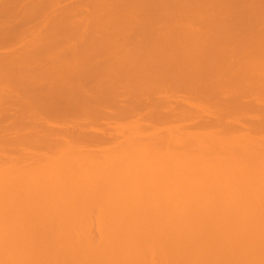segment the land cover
Wrapping results in <instances>:
<instances>
[{
    "label": "bare ground",
    "instance_id": "6f19581e",
    "mask_svg": "<svg viewBox=\"0 0 264 264\" xmlns=\"http://www.w3.org/2000/svg\"><path fill=\"white\" fill-rule=\"evenodd\" d=\"M75 1L61 8L58 0H27L24 5L22 0H0V21L2 16L10 21L12 14L16 30L23 29L14 33L12 19L10 26L3 19L0 23L12 31L0 30L4 47L9 42L3 39L24 43L30 31L36 28L37 33L35 25L48 23L45 36L34 38L33 31L35 40L28 46L19 50L20 42L13 48L17 53L5 51L7 59L0 55V72L6 69L0 74V108L33 107V120L25 119L36 127L26 132L29 123L17 114L21 120L16 117L12 128L10 124V135H0V264H264V27L257 28L264 19V0ZM52 4L57 8L50 10ZM30 20L34 26L26 24ZM21 21L24 28L17 27ZM79 31L91 38L81 36L83 44L73 48ZM59 32L67 38L66 49L61 46L66 52L58 50L63 41ZM101 52L106 58L116 54L104 60ZM35 84L42 85L40 96ZM179 89L192 96L181 99ZM170 92L178 98L176 103L171 97L177 109L183 107L178 114L175 104L165 100ZM143 96L159 101L150 100L151 107L149 100L141 103ZM105 104L117 108L108 105L112 112L107 119ZM37 105L49 112L74 108L75 119L93 115L90 124L98 119L109 123L112 117L110 125L130 114L131 124L134 109L143 107L148 116L146 120L141 110L143 120L151 123L143 129L151 133H141L137 110V124L123 120L117 127L109 125L124 134L123 142L115 137L118 146L101 149L91 137L100 146L98 152L91 143L97 151L90 152L91 139L83 132L88 126L80 124L85 123L75 124L73 118L66 125L77 128L70 131L62 123L74 115L63 112L62 128L60 116L54 118L57 126L50 125L54 120ZM192 115L208 120L201 123ZM1 116L2 121L8 118ZM40 117L50 124L38 128ZM189 118L204 130L193 128L197 126ZM188 120L193 130L180 124ZM5 128L0 126V134ZM57 132L61 137L53 140ZM40 147L45 153L30 161L26 153L34 159L40 153L29 151Z\"/></svg>",
    "mask_w": 264,
    "mask_h": 264
},
{
    "label": "rangeland",
    "instance_id": "374dc122",
    "mask_svg": "<svg viewBox=\"0 0 264 264\" xmlns=\"http://www.w3.org/2000/svg\"><path fill=\"white\" fill-rule=\"evenodd\" d=\"M20 1H21V0H20ZM25 1L27 2V0H25ZM59 1H60V2H59ZM26 2H25V3H26ZM28 2H30V0H28ZM72 2L74 3V2H76V1H75V0H58L57 7H61V8H62L63 6L66 7L67 5H68V6H69V5H72ZM22 3H23V5L25 4L23 0H22ZM56 3H57V2H56ZM59 3H60V4H59ZM26 4H29V3H26ZM52 7H53V9H51ZM57 7H56V4H55V5L52 4V5L50 6L49 9H50V10H54V8H57ZM81 7H82V6H81ZM83 7H85V6H83ZM231 7H232V8H231ZM234 7H236V4L234 5ZM234 7H233V6H229V8H231L232 10H235V9H236L237 7H239V6H237L236 8H234ZM0 8H2V7H0ZM49 9H48V12H50ZM81 9H82V8H81ZM83 9H84V11H85V8H83ZM231 9H230V10H231ZM230 10H229V11H228V10H225V12L228 11V12H227V13H228V16H229L230 14L233 15V13H232L233 11L231 12ZM0 11H1V10H0ZM225 12H224L225 15L222 13V15H224V17L222 16L224 19H225L226 17H228L227 14H226ZM229 12H230V14H229ZM10 16H12V14H11ZM10 16H9V17L7 16V18L11 21L12 18H11ZM80 16H81V14H80ZM12 17H14V16H12ZM17 17H20V16H17ZM17 17L14 18L15 20L17 19L16 21H18V18H17ZM1 18H2L1 21H2L3 19H5V21H7L6 23H7V24L9 23V26L11 25V23H12V25H13V19H12V22L10 23V21L6 20V17H3V16H2ZM80 18H81V17H80ZM262 18H263V17L260 18V19L262 20L261 22L264 23V21H263L264 19H262ZM15 20H14V23L16 22ZM76 20H77V18H76ZM76 20H73V22L76 21ZM258 20H259V18H258ZM1 21H0V22H1ZM48 21H49V20H48ZM3 22H4V21H3ZM3 22L0 23V25L3 26L2 28H0V30L3 29V28H6V27L8 26L7 24H6L7 26H6L5 24H3ZM41 22L43 23V21H41ZM77 22H78V21H77ZM81 22H83V21H81ZM257 22L259 23V24H258L259 27L256 25L257 28H259V29L262 28V27H260V26H263V27H264V24L261 23L260 20L257 21ZM17 23H18V22H16V25H17ZM30 23L32 24L31 20L29 21V23L27 22L26 24H30ZM42 23L39 24V26H38V24L35 25V26L38 27V28L40 27V28L38 29L37 33H36V31H34V29H36V28L32 27L33 24L29 26V25H25V23H24V26H29V28L31 27V29L34 28L33 31H34V33H36V35H37V36L35 35L34 38H35V37L38 38V37L41 35V33H43L44 36H45L46 33H47V29L45 28L46 26L44 25L45 23H47V20L44 21V24H42ZM49 23H50V22H49ZM260 23H261V24H260ZM18 24H20V23H18ZM47 24H48V23H47ZM47 24H46V25H47ZM50 24H51V23H50ZM72 24H74V23H72ZM159 24H161V23H159ZM162 24H163V23H162ZM162 24H161V25H162ZM255 24H257V23H255ZM255 24H254V25H255ZM262 24H263V25H262ZM14 25H15V24H14ZM14 25H13V26H14ZM42 25H43V26H42ZM68 25H69V24H68ZM161 25H160V26H161ZM245 25H246V23H245ZM247 25H249V23H247ZM13 26H10V27H12L14 33L19 31L18 28H21V27L24 28L23 25H22V21H21V25H18V26H17V27H18V28H17L18 30H16V26H14V27H13ZM19 26H20V27H19ZM33 26H34V25H33ZM44 26H45V27H44ZM256 26H254L255 29H256ZM47 27H49V26L47 25ZM68 27H69V26H68ZM110 27H111V26H110ZM246 27H247V26H245V28H246ZM248 27H249V26H248ZM7 28H8V29H7V31H8V30H9V27H7ZM14 28H15V30H14ZM25 28H26V30H28L27 27H25ZM44 28L46 29V31H45ZM49 28H50V27H49ZM49 28H48V29H49ZM62 29H64V28H62ZM62 29H61V30H62ZM65 29H67V28H65ZM68 29H69V28H68ZM246 29H247V28H246ZM262 29H263V28H262ZM262 29H261L260 31H262ZM26 30H24V31H26ZM36 30H37V29H36ZM41 30H44V31L42 32ZM57 30H58V29H57ZM57 30H56V32H57ZM243 30H245V29H243ZM256 30H258V29H256ZM5 31H6V30H5ZM5 31H4V33H5ZM9 31H11V30H9ZM20 31H23V29L20 30ZM20 31H19V32H20ZM29 31H30V29H29ZM33 31H30V33H29L30 35H29L27 32H25V33L28 34L27 36H29L28 38H27V36H25V39H24V41H25L24 43H25V44L22 42V41H23V40H22V39H23L22 37H24V36L19 37V38H22V39H20V40H22V41H19V43L21 42V43H23L24 45L21 44V43H20V44H19V43L14 44L13 41L15 42L16 38H13V39H8V38H7V39H3V41H4V40H5V41L8 40V41H7V42H9L8 44L5 43V42H4V43H5L6 45H9L8 47L11 46V47H12V48H11L12 51H11L10 48H7L6 45H5V47H4V45L2 44L3 42H2V43L0 44V47H2V46H3V47L0 48V50L2 49V51H0V55H1V54H2V55H5L4 57L6 58L7 56H6V54H4L5 51H7V50L9 51V50H10L9 52H11V53H13V52L17 53L16 50L18 49L19 46H20V49H19V50L23 49V48L25 47V45L28 46L27 43H29V42H33L32 39H34V38L31 36V33H32ZM48 31H49V30H48ZM90 31H91V30H90ZM90 31H88V33H89ZM258 31H259V30H258ZM2 32H3V31H2ZM2 32H1V33H2ZM11 32H12V31H11ZM44 32H46V33H44ZM56 32H55V33H56ZM61 32H64L63 34L66 35V31H65V30H63V31H61ZM61 32H59L60 34H58V35H59L58 39H60ZM68 32H69V30H68ZM68 32H67V33H68ZM80 32H83V31H79V33H77V34L74 36V37H75L74 39H76V41H77V42L74 41L75 44L70 45V44H72V41L70 42V44L68 43V44H69L70 46H72L73 48H74V46H76V45H77V46H80L78 43L83 44V37H84V35H85L87 32H84L85 34H84V33H81V34H84V35H79ZM91 32H92V31H91ZM1 33H0V34H1ZM6 33H7V32H6ZM34 33H32V34L34 35ZM57 33H58V32H57ZM57 33H56V34H57ZM22 34H23V33L21 32V35H22ZM38 34H39V35H38ZM43 34H42V35H43ZM89 34H90V33H89ZM89 34H88V35H89ZM23 35H24V34H23ZM42 35H41V36H42ZM54 35H55V34H54ZM58 35H56L55 37H57ZM77 35H79L80 37L83 36V37H81L82 40L80 39V37H79V39L76 38ZM88 35L86 34V36H85V38H84L85 41H89V40H86V38H87V39H90V38H91V37L88 36ZM90 35H91V34H90ZM41 36H40V37H41ZM61 36H63V37H61V39H62L63 41H60V42H59V40L57 39V41L59 42V44H57L59 47L56 46V47H58V50H62V49H61L62 47L65 48L66 45H64V44L67 43V42H65V41L67 40V38H66L64 35H61ZM2 37H3V36H1V39H2ZM117 37H118V36H117ZM11 38H12V37H11ZM19 38H18V39H19ZM29 38H30V39H29ZM63 38H64V39H63ZM1 39H0V41H1ZM14 39H15V40H14ZM54 39H56V38H54ZM61 39H60V40H61ZM74 39H73V40H74ZM10 40H12V42H11ZM29 40H30V41H29ZM34 40H35V39H34ZM79 40H81L82 43H81V41H79ZM27 41H28V42H27ZM78 41H79V42H78ZM17 42H18V40H17ZM61 42H64V43H63L64 46L60 44ZM12 43H13V46H12ZM85 43H86V42H85ZM17 44H19V46H18ZM68 44H67V45H68ZM1 45H2V46H1ZM14 45H16V47H17V46H18V47L16 48ZM21 45H22L23 47H21ZM123 45H124V44H123ZM61 46H62V47H61ZM126 46H127V45H126ZM67 47H68V46H67ZM122 47H123V46H122ZM3 48H4V49H3ZM13 48H15L16 50H14ZM26 48H27V47H26ZM59 48H60V49H59ZM68 48H69V47H68ZM56 49H57V48H56ZM65 49H66V48H65ZM65 49H63V50H65ZM63 50H62V51H63ZM66 51H68V50H65V52H66ZM9 52H8V56H9ZM103 52H104V51H103ZM105 52H106V51H105ZM107 52H108V51H107ZM101 53H102V52H101ZM108 53H109V52H108ZM108 53H106V55H107ZM243 53H244V52H243ZM243 53L241 54V52H240V54H241L242 56L244 55ZM112 54L115 55L116 53L114 52V53H112ZM112 54H110V55H112ZM14 55H16V54H14ZM99 55H100V54H99ZM104 55H105V53H104ZM104 55H103V53H102V56H103V57H102L101 55H100V57H101V58H104V57L106 58V56H104ZM110 55H109V56L107 55L108 57H107L106 59H104V60H108V58H110ZM77 56H78V55H77ZM232 56H233V52H232ZM237 56H238V54H237ZM78 57H79V56H78ZM111 57H112V56H111ZM239 57H240V56H239ZM2 58H3V57H2ZM2 58H1L0 60H3V59H4V58H3V59H2ZM9 58H10V59H9ZM9 58H8V59H9V63H10V62L13 63V62H14V60H12L13 56L10 55ZM31 58H32V57H31ZM101 58H99V59H101ZM6 59H7V58H6ZM231 59H232V58H231ZM10 60H11V61H10ZM229 60H230V59H229ZM98 61H100V60H98ZM0 62H1V61H0ZM32 62H33V61H32ZM32 62H31V64H33ZM43 62H45V59L43 60ZM100 62H102V61H100ZM103 62H104V61H103ZM230 62H231V61H230ZM34 63H35V62H34ZM37 63H38V60H37ZM228 63H229V62H228ZM1 64H2V63H1ZM1 64H0V65H1ZM35 64H36V63H35ZM2 66H3V65H2ZM10 66H11V64H10ZM8 67H9V66H8ZM1 68H2V67H1ZM235 68H236V67H235ZM2 69H5V68H2ZM0 70H1V69H0ZM2 71L5 72L6 69H5V71H4V70H2ZM2 71L0 72V74L2 73ZM235 71H236V69H235ZM3 75H4V74H3ZM0 76H1V75H0ZM76 80H77V79H76ZM90 83H91V82H89V84H90ZM41 84H42V83H41ZM41 84H40V85H39V84H35V86H37V85L40 86V88H38V86H37V89H38V90L35 89L36 91H38V93L35 91L37 94H39V90H40V89L42 90V88H41L42 85H41ZM87 86L90 87L91 85H88V84H87ZM198 86H199V85H198ZM198 86H197V87H198ZM89 87H88V88H89ZM35 88H36V87H35ZM85 88H86V87H85ZM88 88H87V89H88ZM199 88H200V87H199ZM201 89H203V88H201ZM41 90H40V93H42ZM179 90H181V89H179ZM166 91H167V90H166ZM170 91H171V90H170ZM172 91H173V93L175 92L174 90H172ZM172 91H171V92H172ZM185 91H186V90H185ZM187 91H188V90H187ZM197 91L200 92V89L197 90ZM168 92H169V90H168ZM171 92L168 93V94H166V95H168V96H169V94H170L169 97L166 96V95L164 94V96L168 97V99H166L165 97H164V98H165L166 101L171 102V104H175V102H176V98H177V97L174 96V98H173V95H174V94L171 96V94H172ZM202 92H203V91H202ZM181 93L184 94V95H182ZM189 93H190V91H188V94H187V92H184V91L182 92V90H181L180 93H178V94H181V97H182L181 99H185V100H186V98H188V97L190 96ZM42 94H43V93H42ZM175 94H176V93H175ZM178 94H177V96H180V95H178ZM203 94H204V93H203ZM124 95L126 96V94H124ZM124 95L121 94V96H124ZM186 95H187V96H186ZM39 96H40V94H39ZM41 96H42V95H41ZM121 96L118 98V100H120ZM125 96L123 97V99H125ZM185 96H186V97H185ZM191 96H192V95H191ZM191 96H190V97H191ZM126 97H127L126 101H128V96H126ZM153 97H154V96H153ZM156 97H158V96L156 95ZM156 97H154V98H149V97H144V96H143V98H142V100H141V103L143 102V103H145V104H149V101H150V100H154V102L157 103V101H159V100H158L159 98H156ZM159 97H162V96H159ZM171 97H172L173 99H175V102L171 99ZM175 97H176V98H175ZM184 97H185V98H184ZM202 97H203V96H202ZM145 98H147V99H145ZM164 98H163V99H164ZM123 99H122V100H123ZM155 99H157V101H156ZM177 99H178V98H177ZM122 100H120V101L122 102ZM146 100H149V101H147L148 103L145 102ZM56 101H57V100H55L54 102H56ZM120 101H118V102H120ZM172 101H173V102H172ZM176 103H177V102H176ZM43 104H44V103H43ZM118 104H119V106L122 105V104L125 105V100L123 101L122 104H121V103H117V105H115V106L119 109ZM171 104H170V105H171ZM15 105H16V104H15ZM18 105H19V104H18ZM18 105H16L15 107H16V109H20L21 111H19V110H17V111H16V110H13V109H15L14 105H13V108H12V106H11L12 109H10V106H9V108L4 109V111H3L2 108H0V113H1V115H4V116H6V117L8 116V118H10V120H9L8 118L6 119V120H8V121H6V120L4 119L6 123L4 122V124H3V121H4V120L2 121V118H1L2 116L0 115V116H1V117H0V118H1V119H0V123H1L0 126H3V127H6V128H7V129H6V128H5V129H2L3 131L1 130V134H0V135H6V136H7V135H8V136L10 135V133L12 132V131H10V130H11L10 128L8 129V127L10 126V124H11L10 127L12 128V126L14 125V119H16V117H17V119H18L19 121L21 120L20 117L17 116V114H19V115L21 116V118H22V116H24V120H22V121H24V123H26V124L29 123V120H27L28 122H26L25 117L28 116V117H30V119L33 120V117L31 118V116H32L33 114L31 115V113H32L33 111L35 112V109H34L33 107H31L32 110H33V109H34V110L32 111V110L30 109V111H29V110H26L27 108H25V110H26V113H25V112H24L25 110L23 109V107H22V109L20 108L22 105H20V107H17ZM105 105H107V104H105ZM108 105H109V104H108ZM108 105H107V107H108ZM150 105H151V107H152V105H154V104H153V101H152V102L150 101ZM30 106H31V105H30ZM37 106H39V105H37ZM37 106H36V108H37ZM40 106L43 107V109L45 110V111H44L45 113L43 112V113H44V116H46L45 114H49V115H48V116H49L48 118L51 117L50 120H51V119L54 120V118H55V120H57V119H59V116H60V119L57 120L58 123H59L60 120L63 121V119H61L62 116L66 115L65 117H68L70 114H72V116L75 114V113H74V110H73L74 108L71 109V111H66V110H65V111L67 112V113H66V112H64V110L62 109V107H58V108H59L58 111H57V109H58V108H57L56 110L53 109V110H51V112H49V111H47L48 109H47V108L45 109V107H44L43 105H40ZM40 106H39V107H40ZM97 106H98V105H97ZM115 106H114V107H115ZM173 106H174V105H172V107H173ZM182 106H184V105H182ZM185 106H186V107H189L187 104H186ZM185 106H184V107H185ZM41 107H40V109H41ZM101 107H103V105L100 106V107H98V109H99V108L102 109ZM109 107H112V108H113L112 105H109ZM109 107L107 108L108 110L106 111V113H105L106 106L103 108L104 111H101V110H100L101 112H104V113H105V117H104L105 119H107V118H106V114H107V117H108V115H109V117H110V115H111L110 112H109L110 114L108 113V111L111 109V108H109ZM122 107H123V105L121 106V108H122ZM180 107H181V106L178 107V109H179V110H178V109H177V105L175 104V107H173V108H174V109H177V110H174L173 112H174V113L177 112V114H178V111H181V110H180L181 108L183 109V107H181V108H180ZM60 108H61V109H60ZM117 108H113L112 110H114V109L117 110ZM121 108H120L119 110H121ZM144 108L146 109L147 107H144ZM154 108H155V107H154ZM28 109H29V108H28ZM43 109H42V110H43ZM96 109H97V107H96ZM139 109H140V110L137 109V110L139 111L138 113H137V110L134 109V111L136 110V111H135V114L137 113L138 116L140 115V116H139L140 119L143 120V115H142V114L144 113L143 111H145V110L143 109V107H141V108L139 107ZM263 109H264V108H263ZM6 110H7V111L10 110V111H9V114H4ZM37 110H39V109H37ZM72 110H73V113H74V114L72 113ZM112 110H110V111L112 112ZM141 110H142L143 113L141 112ZM146 110H148V109H146ZM1 111L3 112V114H2ZM22 111L26 114V116L23 115L24 113H23ZM28 111L30 112V115H29V112H28ZM46 111H47V112H46ZM52 111H53V112H52ZM56 111H57V112L60 111V112L57 113ZM114 111H115V110H114ZM114 111H113V112H114ZM134 111L132 112V116H134V117L131 116L132 118L130 119V123H131V124H132V120H133L134 123H136L135 121L138 122V121L140 120L139 117L137 116V114H136V115L134 114ZM148 111H149V110H148ZM148 111H147V114H148ZM10 112H11V114H10ZM27 112H28V113H27ZM48 112H49V113H48ZM63 112L66 113V114L63 115ZM115 112H116V111H115ZM115 112H114V113H115ZM6 113H8V112H6ZM20 113H23V114L21 115ZM43 113H42V115H41V114H39V115H41V117H42V116H43ZM53 113H55V115H53ZM56 113H57V115H56ZM69 113H70V114H69ZM114 113H113V114H114ZM27 114H28V115H27ZM51 114H52V115H51ZM59 114H60V115H59ZM61 114H62V115H61ZM67 114H68V115H67ZM250 114H251V113H250ZM253 114L256 116L255 112H254V113L252 112V115H249V114H248V115H249L250 118L253 116V117H252V119H253V118H255ZM10 115H11V116H10ZM75 115H77V114H75ZM75 115H74L72 118H70V119L67 118L68 121H66V120L64 119V120L66 121L65 124L62 123V125L67 126L68 129H69L70 131L73 130V128H74V129L77 128V127H76L77 125H75V127L72 126V128H69L70 125H73V124H70L69 126L66 125V124H68L67 122H69V121H70V122H73V121H74L73 118L75 117ZM130 115H131V114H130ZM130 115H128V118H129ZM145 115H146V111H145V113H144V117H145ZM4 116H3V118H4ZM37 116H38V115H37ZM54 116H55V117H54ZM192 116L195 117L196 115H195V116L192 115ZM192 116H191V117H192ZM6 117H5V118H6ZM38 117H39V116H38ZM38 117H37L36 119H38ZM41 117H40V119H39V120H40V123H41V124L44 123V124H43V126H41L40 123H39V125H38V122H37V121H39V120H36L35 123H36V126L38 125V126H37L38 128L44 127V125H48L47 123H49V120H48V119H47L48 122L45 123V122H46V118L43 117V118L45 119V120H44V119L41 118ZM65 117H64V118H65ZM69 117H70V116H69ZM76 117H77V116H76ZM80 117H81V116H80ZM80 117L78 116V118H80ZM82 117H83V118H82ZM82 117H81L80 119H78V118L75 119V118H74V119L76 120L77 123H76L75 121H74L73 123L78 124V125H79L78 121L85 123V124L80 123L82 126L84 125L83 129L86 128V125L88 126V128H86V129H88V130H87L88 135H87L86 130L83 131V132H84V135H85L86 137L88 136V138L90 137V139H91V137H92V138L94 137V139L99 140L100 143H101L100 145L103 146V147H101L100 145H98V146H100L101 149H102V148L105 149V147H106V148H109V149H110L111 147H112V148H113V147L115 148V145H117V143H118L119 141H120V143H121V141L123 142V140H124V138H125L124 134H122L123 136L121 135V136H122V137H121V136H120L121 132H120V134H119V133L116 131V129H115V128L117 127V124H115L117 121H116V120L113 121L112 124L110 125V119L113 120L114 118H113V119H112V117H111L110 119L108 118V119H109V123H108L107 121H105L104 118H101V120L104 119L105 123H103V122H104L103 120H102V122H100L99 119H98L97 121H98L99 123H102V124L97 123V121H96V123L94 122L95 124H94V123H93V124H90V122H93V121L95 120V119H94V120H91V117H92V119L94 118L93 115L90 116V114H88V115H86L85 117H84V116H82ZM86 117L90 118V119H89L90 121H89L88 118H86ZM146 117H148V116L146 115ZM146 117H145V118H146ZM189 117H190V116H189ZM199 117H201L202 119L199 118ZM62 118H63V117H62ZM84 118H85L87 121H86ZM128 118L125 117V118L123 119L124 121L121 120V121H118V122H122V121L125 122V121H126V122L128 123V125L131 126V124H129V122H128V120H129ZM187 118H188V117H186V120H187ZM197 118H198V121L200 120V122L202 123L203 119H205V118H207V117H204V116H202V115H200V116L198 115V116H196V120H197ZM22 119H23V118H22ZM27 119H28V118H27ZM77 119H78V120H77ZM180 119H181V117H180ZM183 119H184V118H183ZM183 119H181V120L183 121ZM224 119H225V118H224ZM231 119H232V118H231ZM231 119H227V118H226L227 121H229V120H231ZM242 119H243V118H242ZM32 120H30V122H31ZM53 120H51V122H52ZM55 120H54V123H55ZM83 120H84L85 122H84ZM142 120L139 121V123L142 122V125H143L144 123L146 124V122H147V123L149 122V118H148V121H146L147 118H146V120L144 119L143 121H145V122H143ZM189 120H191V119L189 118ZM189 120L186 121V122H185V121H184V122H180V124H185V123H186L187 125H190L189 128L192 129L191 125L194 124L193 126H195V125H196V124H195L196 122H197V125H199L198 123H200V122H198V121H195L194 118H192V120H191L192 122H194L193 124H192V122L189 121ZM193 120H194V121H193ZM205 120H206V119H205ZM207 120H208V119H207ZM207 120H206V121H207ZM209 120H210V119H209ZM246 120H247V119H246ZM246 120H245V121H246ZM15 121L18 123L17 120H15ZM41 121H42V122H41ZM43 121H44V122H43ZM61 121H60V122H61ZM150 121H151V120H150ZM174 121H175V120H174ZM179 121H180V120H178V122H179ZM240 121H241V120H240ZM243 121H244V120H243ZM243 121H242V122H243ZM11 122H12V123H11ZM16 122H15V123H16ZM32 122H33V121H32ZM57 122H56L55 124H54V123H53V124H50V123H49V124H50V125L57 126ZM70 122H69V123H70ZM87 122H88L89 124H87ZM118 122H117V123H118ZM126 122H125V123H126ZM172 122H173V121H172ZM175 122H176V121H175ZM178 122H177V124L179 125ZM190 122H191V123H190ZM224 122H225V121H224ZM229 122H230V121H229ZM24 123L20 122V123H18V124L21 125L22 127H24ZM106 123H107L108 125H107ZM127 123H126V125H127ZM149 123H150V122H149ZM226 123H228V122H226ZM231 123H232V120H231ZM245 123L247 124V121H246ZM245 123H244V125H245ZM12 124H13V125H12ZM22 124H23V125H22ZM59 124H60V123H59ZM96 124H97V125H96ZM104 124H105V125H104ZM136 124H137V123H136ZM140 124H141V123H140ZM140 124H139V125H140ZM150 124H151V123H150ZM167 124H168V123H165L166 126H164V123H163V124H162V127H163V126H164V128H165V127H168ZM173 124H174V123H172V124L169 123L170 126H171V125L174 126ZM238 124H241V122L238 123ZM29 125H31V126L29 127ZM50 125H49V126H50ZM62 125L60 124V125H58V126H60V127L62 128ZM90 125H92V128H91ZM94 125L97 126L96 129H95L96 126H94ZM98 125H100L99 127H101V126L103 125L104 127H107V128H103V127L99 128ZM106 125H107V126H106ZM109 125H110V126H112V125H113V126H116V127L113 128V129H115V130H109V129H111V128L113 127V126L110 127ZM139 125H138V126H139ZM142 125H140V126H141L142 129H143V127H145V126H146V128H147V125H148V124L143 125V126H142ZM197 125H196V126H197ZM242 125H243V124H242ZM244 125H243V126H244ZM27 126H28V127H27ZM27 126L25 125V128H26V129L23 128L25 131H26V130H28V131H33L31 128H33V129L36 128V127L34 126V123H33V124H32V123H29V124H27ZM32 126H33V127H32ZM39 126H40V127H39ZM181 126H183V125H181ZM181 126H180V127H181ZM184 126H185V127H188V126H186V125H184ZM184 126H183V127H184ZM201 126H202V124H201L200 127H199V128H201V129H203V128L205 127L204 125H203V126H204L203 128H202ZM51 127H53V126H51ZM63 127H64V126H63ZM78 127H80V126H78ZM93 127H94V128H93ZM214 127H215V126H214ZM217 127H218V125H217ZM239 127H240V126H239ZM245 127H247V126L245 125ZM248 127H250V126H248ZM18 128L21 129L20 127H18ZM29 128H30L31 130H30ZM54 128H55V127H54ZM102 128H103V130H101ZM108 128H109V129H108ZM146 128L143 129V132L141 131V133H143V134L146 133V135H147V133L151 131V130L146 129ZM148 128H149V127H148ZM193 128H198V126H197V127H193ZM199 128H198V129H199ZM207 128H209V127H207ZM207 128H206V129H207ZM97 129H98V130H97ZM104 129H106L107 132H106V130L104 131ZM142 129H141V130H142ZM151 129H152V128H151ZM201 129H200V130H201ZM242 129H243V127H242ZM245 129H247V128H245ZM249 129H250V128H249ZM4 130H6V131L4 132ZM13 130H14V129H13ZM21 130H22V129H21ZM99 130H101V131L99 132ZM108 130H109V132L112 131V132H111L112 134L110 133V135H107ZM145 130H146V132H145ZM148 130H149V131H148ZM192 130H193V129H192ZM203 130H204V129H203ZM208 130H209V129H208ZM208 130H207V131H208ZM250 130H251V129H250ZM8 131H9L10 133H7ZM93 131H94V132H93ZM97 131H98V134L96 133ZM113 131H114V132L116 131L117 134H119V135L117 136V134L114 133ZM197 131H198V130H197ZM205 131H206V130H205ZM205 131H203V132H205ZM207 131H206V132H207ZM243 131H245V130L243 129ZM248 131H249V130H248ZM26 132H27V131H26ZM85 132H86V134H85ZM92 132L95 133V135H98V136H96L97 138H95V136H93V133H92ZM190 132H192V131H190ZM199 132H200V131H199ZM209 132H210V131H209ZM250 132H251V131H250ZM99 133H102L105 137H104L102 134H99ZM113 133H114V134H113ZM150 133H151V132H150ZM195 133H196V132H195ZM263 133H264V132H263ZM52 134H53V133H51V135H52ZM57 134L59 135L60 132H59V133L57 132L56 135H57ZM90 134H92V135H90ZM105 134H106V135H105ZM108 134H109V133H108ZM143 134H142V135L140 134V135L143 136ZM261 134H262V132H261ZM51 135H50V138H52ZM58 135L55 137V133H54L53 136H54V138H56V139H54V138H52V139H53V140H59V139H57V137H61V136H60V135L58 136ZM100 135H102V136H101L102 138H100ZM111 135H112V136H111ZM113 135H115V136L113 137ZM125 135H126V133H125ZM146 135H144V136H146ZM263 135H264V134H263ZM107 136L110 137L111 140H110V138L108 139ZM115 137H118V138H120L121 140L119 139V141H118V138H115ZM112 138H113L114 140H112ZM90 139H88V140H90ZM100 139H101V140H100ZM104 139H105V140H104ZM116 140H117V141H116ZM104 141H105V142L107 141L106 144H105ZM108 141H109V143H110L111 145L108 144ZM110 141H112V142L115 141L116 143H115V142L112 143V142H110ZM89 142H90V143H89ZM89 142H88V143H89V146L87 145V148H89V149L92 148V149H91L92 151H90V150H89V151H90V152H96V151L98 150V152H99V147L97 146V144H99V142L96 141V142H97V144H96L95 141H93V139H91V141H89ZM93 142H94L95 147L97 146V148H98L97 150H94V145H93V147H91V146H92L91 143L93 144ZM102 142H103V143H102ZM113 144H114V145H113ZM118 144H119V143H118ZM90 145H91V146H90ZM117 146H118V145H117ZM41 148H43V147L35 148V149H36L35 151H33V150H30V151H29L31 154H32L33 152H34V154H35L36 152H37L38 154L40 153L39 156L36 154V157H35V155H34L33 157H35V158L33 159V158H31L33 154L30 155V154L26 153V155H29V156H30V158H29L28 156H26V159L29 158L30 161H31V159H32L33 161H35V160L38 161L37 158L40 159V157L43 155V153H45V151H44L43 149H41ZM37 149H39V152L37 151ZM40 149H41V150H40ZM95 149H96V148H95ZM101 149H100V151H101ZM104 149H103V150H104ZM10 150L13 152V150H12L11 148H10ZM42 150H43V153H42ZM103 150H102V151H103ZM24 151H25V150H24ZM24 151H23V153L25 154L26 151H25V152H24ZM8 152H9V150H8ZM12 152H11V153H12ZM27 152H28V150H27ZM11 153H10L9 155H12ZM15 153H16V152H15ZM15 153H13V155H14ZM19 153L21 154V152H19ZM24 154H22L21 157L23 156V158H24V156H25ZM91 154H92V153H91ZM13 155H12V157H13ZM16 155H17V153H16ZM16 155H14V156H16ZM40 155H41V156H40ZM18 156H19V155H18ZM16 157H17V156H16ZM16 157L14 158L15 161H16ZM27 157H28V158H27ZM14 159H13V161H14ZM93 233H94V231L92 232V234H93ZM93 235H94V234H93Z\"/></svg>",
    "mask_w": 264,
    "mask_h": 264
}]
</instances>
